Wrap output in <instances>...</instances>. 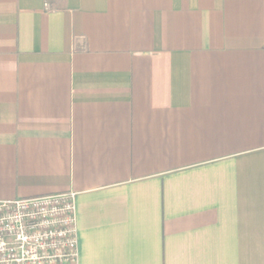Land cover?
<instances>
[{
	"label": "crops",
	"instance_id": "1",
	"mask_svg": "<svg viewBox=\"0 0 264 264\" xmlns=\"http://www.w3.org/2000/svg\"><path fill=\"white\" fill-rule=\"evenodd\" d=\"M77 192V264H264V0H0V200Z\"/></svg>",
	"mask_w": 264,
	"mask_h": 264
},
{
	"label": "built area",
	"instance_id": "2",
	"mask_svg": "<svg viewBox=\"0 0 264 264\" xmlns=\"http://www.w3.org/2000/svg\"><path fill=\"white\" fill-rule=\"evenodd\" d=\"M77 192L0 200V264H77Z\"/></svg>",
	"mask_w": 264,
	"mask_h": 264
}]
</instances>
